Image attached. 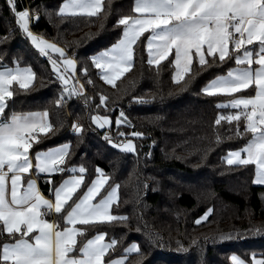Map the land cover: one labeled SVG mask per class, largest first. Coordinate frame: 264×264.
<instances>
[{
	"label": "trees",
	"instance_id": "obj_1",
	"mask_svg": "<svg viewBox=\"0 0 264 264\" xmlns=\"http://www.w3.org/2000/svg\"><path fill=\"white\" fill-rule=\"evenodd\" d=\"M109 2L111 8L106 18L101 14L98 18L60 19L56 10L62 0H17L18 10H35L39 14V20L30 21L33 33L58 44L77 62V75L87 93L66 95L63 107L57 109L55 101L62 91L61 82L47 57L40 56L19 30L6 0H0V36L11 33L0 43L3 63L14 67L13 60H19L21 67L31 66L36 73L30 90L16 88L6 112L47 109L53 132L33 143L31 150L69 143L71 155L67 166L83 165L88 170L86 183L97 176L98 166L110 176V184L120 185L119 207L114 206L113 213L127 216V222L87 228L78 242H86L98 232H105L108 242L115 238L118 244L106 255V261L123 256L124 248L131 243L140 245L142 264H232V255L248 263L253 254L264 258V230L255 231L257 227L264 229V186L252 183L254 166H229L223 159L228 150L239 149L246 142L235 135V122L214 123L218 115L226 116L236 110L216 107L229 97H209L200 91L211 78L235 67L234 60L204 70L194 65L197 75L185 87L183 82L172 81L174 66L169 61L174 56L162 62L157 71L147 64L144 43L138 42L134 46V66L116 82V87L108 85L90 58L118 40L121 29L115 26L116 20L131 14L134 0ZM82 68H87L86 76ZM248 93L246 90L242 95ZM100 95L107 97L106 108L97 107ZM133 97L149 102L137 103ZM121 111L134 127L116 126ZM91 115L109 116V129L116 135L118 131L142 132V138L127 137L133 140L136 152L112 147L104 139L105 130L91 124ZM76 122L84 125L82 135L71 132V125ZM112 140L121 143L120 136ZM68 175H53L52 184L39 177L42 192L52 198L49 189ZM209 208L213 211L197 225L195 221ZM54 220L61 229L64 227L57 214ZM7 240L5 236L0 243ZM137 259L133 254L127 256L128 264H135Z\"/></svg>",
	"mask_w": 264,
	"mask_h": 264
},
{
	"label": "snow or ice",
	"instance_id": "obj_2",
	"mask_svg": "<svg viewBox=\"0 0 264 264\" xmlns=\"http://www.w3.org/2000/svg\"><path fill=\"white\" fill-rule=\"evenodd\" d=\"M6 4L19 30L40 56L47 57L52 72L62 84L56 108L63 107L66 95H83V85L75 80L76 60L30 29V21L39 20V14L35 10H18L17 0H6ZM110 8L109 0H62L56 15L66 19L98 18L103 14L106 18ZM130 11L131 14L116 20L115 26L121 29L118 40L90 58L92 65L100 70V78L116 87V82L134 66V46L138 42L144 43L147 64L157 71L162 62L174 56L169 61L175 69L172 81L183 82L185 87L197 75L194 65L204 70L210 65L222 66L234 60L235 67L211 78L200 91L209 97H229L216 107L236 111L218 115L214 123L221 125L226 121L232 125L235 122V135L246 142L239 149L228 150L223 159L229 166H254L252 183L264 185V0H134ZM10 34L0 36V43ZM53 53L58 58L54 59ZM13 64L14 67H8L0 56V239L8 237L0 243V264H128L129 254L139 257L135 264H142L144 255L138 243L124 248L120 258L106 261V255L118 244L115 238L105 242L107 234L98 232L86 242H78V238L86 235L87 228L127 222V216L113 213V207H119L120 185L110 184V176L98 166L97 176L86 183L88 170L83 165L67 166L71 155L69 143L37 151L33 164L30 154L33 143H39L42 136L53 132L54 125L47 109L6 112L16 88L30 90L36 77L31 66L21 67L19 60H13ZM81 71L87 75V68ZM249 89L254 90V95H242ZM99 100L97 107L106 108L107 97L100 95ZM133 101L149 102L141 97H133ZM90 122L99 129L111 125L107 115H91ZM115 124L134 127L123 111ZM71 127L77 135L83 134V124L73 123ZM118 135L126 139L117 144L107 133L104 139L127 153L136 152V145L127 137L144 136L138 131L127 134L118 131ZM33 171L37 175L46 174L49 184L53 175L70 173L49 189L54 203L42 195L35 180L29 178L25 183V175L30 176ZM53 210L64 222L62 229L58 221L46 219ZM212 211L209 208L195 223L199 225ZM262 230L255 228L256 232ZM152 242L150 236L149 243ZM231 259L233 264H245L235 255ZM251 264H264V258L257 259L253 254Z\"/></svg>",
	"mask_w": 264,
	"mask_h": 264
},
{
	"label": "crops",
	"instance_id": "obj_3",
	"mask_svg": "<svg viewBox=\"0 0 264 264\" xmlns=\"http://www.w3.org/2000/svg\"><path fill=\"white\" fill-rule=\"evenodd\" d=\"M35 34V33H34ZM37 35V34H36ZM39 36V35H38ZM44 38V37H43ZM45 39V38H44ZM47 40V39H46ZM49 41V40H48ZM49 42H52V41H49ZM52 43H54V42H52ZM56 44V43H55ZM58 47H61V46H59L58 44H56ZM250 49H252V48H254L255 46H248ZM62 48V47H61ZM66 52V51H65ZM67 54V53H66ZM52 56H57L58 57V54H56V53H53L52 54ZM68 56V55H67ZM69 58H71L70 56H68ZM253 67H255V65L253 66ZM175 70V69H174ZM75 74H77V69H76V73ZM246 91V90H245ZM251 92V93H250ZM248 95H254V90L253 89H249V93H248ZM74 96H77V95H74ZM111 124H112V122H111ZM122 125H125V124H122ZM122 125H120V126H122ZM111 126V125H110ZM110 126H105V128L104 129H100V130H107V129H109L110 128ZM117 126V125H116ZM125 140V138L124 137H121V141L120 142H122V141H124ZM59 145H61V144H58V145H55V146H52V147H56V146H59ZM45 150H47V149H45ZM39 151H41V150H39ZM37 151H34V150H30V154H31V157H32V159H33V164L35 163V159H34V157H35V153H36ZM33 173V175L34 176H32V174L30 175V176H28V175H25V177H24V180H25V183H26V180L27 179H33V180H35L36 181V184H37V187H38V189L40 190V192L42 193V195L46 198V199H49V200H52L53 201V203H54V197H52V198H50V197H48V196H46L43 192H42V189H41V187H40V184H39V182H38V178L39 177H41V176H43V175H46V174H40V175H37L36 173H35V171H33L32 172ZM47 176V175H46ZM257 185V184H256ZM259 186H264V185H259ZM9 194H10V180H9ZM53 213H54V210H53ZM54 215L56 216V214L54 213ZM92 238V237H91ZM105 242H108L107 240H106V237H105ZM110 252V251H109ZM233 256V255H232ZM231 256V257H232ZM235 256H237V255H235ZM238 257V256H237ZM240 258V257H239ZM257 258V257H256ZM115 259H118V258H115ZM241 259V258H240ZM257 259H260V258H257ZM241 260H243V259H241ZM244 261V260H243ZM252 262V261H251ZM251 262H246L245 261V264H251ZM231 263L233 264V261H232V259H231Z\"/></svg>",
	"mask_w": 264,
	"mask_h": 264
},
{
	"label": "built area",
	"instance_id": "obj_4",
	"mask_svg": "<svg viewBox=\"0 0 264 264\" xmlns=\"http://www.w3.org/2000/svg\"><path fill=\"white\" fill-rule=\"evenodd\" d=\"M75 80L78 81L79 84L83 85L84 92H83V95H81V96L86 95V93H87L86 87H85V85L83 84V82L79 79V77H78L77 74H75ZM76 123H77V122H76ZM77 124H78V123H77ZM71 132L74 133L72 127H71ZM106 133L111 137V139H115L117 136H119L118 134H117V135L114 134L110 129L105 130V134H106ZM32 176H34L33 173H32ZM41 177H42V180H43V181H46L47 178H48L46 175H43V176H41ZM38 182H39V184H40V179H39V178H38ZM54 217H55V215H54V213H52L51 215L47 216L46 219H48L49 221L55 223Z\"/></svg>",
	"mask_w": 264,
	"mask_h": 264
},
{
	"label": "rangeland",
	"instance_id": "obj_5",
	"mask_svg": "<svg viewBox=\"0 0 264 264\" xmlns=\"http://www.w3.org/2000/svg\"><path fill=\"white\" fill-rule=\"evenodd\" d=\"M70 85H71V82H70Z\"/></svg>",
	"mask_w": 264,
	"mask_h": 264
}]
</instances>
